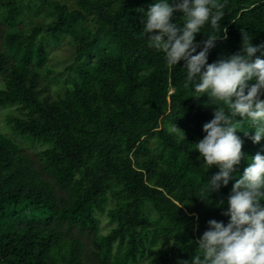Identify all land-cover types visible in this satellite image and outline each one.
Instances as JSON below:
<instances>
[{
  "label": "trees",
  "instance_id": "1",
  "mask_svg": "<svg viewBox=\"0 0 264 264\" xmlns=\"http://www.w3.org/2000/svg\"><path fill=\"white\" fill-rule=\"evenodd\" d=\"M34 1L49 22L26 32L19 26L26 5L0 0L10 28L0 36V108L17 112L9 118L15 134L44 147L40 170L0 134V264L191 261L208 221L229 222L227 198L250 157L264 155V138L253 143L254 127L242 122L244 157L233 178L218 192L202 191L220 169L204 165L194 144L217 106L206 94L195 97L196 81L185 87L183 60L168 67L165 54L148 47L140 9L157 0H71L73 8ZM219 2L220 30L209 21L195 37L218 39L209 64L239 52L243 32L264 44V0ZM172 22L182 27L183 13ZM64 39L74 62L62 84L47 63ZM256 55L264 59V51ZM105 212L114 227L100 235ZM83 233L93 237L89 254Z\"/></svg>",
  "mask_w": 264,
  "mask_h": 264
},
{
  "label": "clouds",
  "instance_id": "2",
  "mask_svg": "<svg viewBox=\"0 0 264 264\" xmlns=\"http://www.w3.org/2000/svg\"><path fill=\"white\" fill-rule=\"evenodd\" d=\"M224 7L219 0H175L171 4L157 0L146 12L140 9L148 47L162 51L168 67L183 60L185 87L196 81L194 90L199 95L195 97L206 94L217 106L214 118L203 125L206 135L194 144L204 165L220 169L202 189L210 194L228 185L244 157L243 141L236 134L242 122L254 127L255 135L250 136L253 143L264 138V59L256 55L264 51V44L254 45L251 35L243 32L239 52L209 64V50L218 39L207 34V40L195 42L196 34L209 21L213 32L220 30ZM176 12L183 13L182 27L172 22ZM250 160L227 198L228 209L223 212L230 217L227 225L209 220L208 230L196 241L198 247L191 261L179 264H264V155L257 153Z\"/></svg>",
  "mask_w": 264,
  "mask_h": 264
},
{
  "label": "rangeland",
  "instance_id": "3",
  "mask_svg": "<svg viewBox=\"0 0 264 264\" xmlns=\"http://www.w3.org/2000/svg\"><path fill=\"white\" fill-rule=\"evenodd\" d=\"M20 5H26L23 14L20 17L19 26L26 32H30L33 28L36 27H46L49 22L48 16L43 14L36 6H38L37 1L34 0H16ZM40 1V0H39ZM38 1V2H39ZM41 1H53L61 3H70V7H74V3L70 0H41ZM32 8V10H29ZM5 13V11H4ZM3 9L0 8V36L7 31L9 26L6 24L4 17ZM2 41V39H0ZM74 47L69 43L68 39H64L61 44L54 45L50 48L49 61L47 63V70L52 72L51 78L60 77L59 81L63 84L64 79L67 78V68L74 62ZM4 88V83L0 79V89ZM56 86L51 88L52 95L55 94ZM54 96V95H53ZM12 115H17V112L13 108H0V134L6 138L11 139L13 142L19 144L23 152L28 154L35 162L38 169L42 170V163L40 160V152L44 149L41 144H33L28 142L26 139L22 138L20 135L15 134L12 131V128L9 125V118ZM46 176V173H44ZM113 205L107 207L110 209ZM100 219V235H105L114 227V224H111L106 212L98 213ZM83 241L87 246V253L92 250V239L93 237L87 233H83ZM73 235H77L76 232H73ZM84 264H95L94 261L88 256L85 259ZM137 264H152L149 258H146L142 261H139Z\"/></svg>",
  "mask_w": 264,
  "mask_h": 264
}]
</instances>
